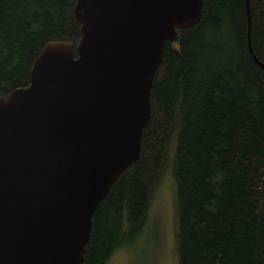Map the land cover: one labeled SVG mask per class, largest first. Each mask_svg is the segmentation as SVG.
<instances>
[{
  "label": "trees",
  "instance_id": "trees-1",
  "mask_svg": "<svg viewBox=\"0 0 264 264\" xmlns=\"http://www.w3.org/2000/svg\"><path fill=\"white\" fill-rule=\"evenodd\" d=\"M76 0H0V96L30 83L53 41L76 47ZM204 0L200 20L166 41L142 152L93 217L85 259L107 264L145 221L171 161L178 264H264V0Z\"/></svg>",
  "mask_w": 264,
  "mask_h": 264
},
{
  "label": "water",
  "instance_id": "water-1",
  "mask_svg": "<svg viewBox=\"0 0 264 264\" xmlns=\"http://www.w3.org/2000/svg\"><path fill=\"white\" fill-rule=\"evenodd\" d=\"M203 4L76 0L77 53L49 42L29 85L0 96V264L84 261L98 206L141 156L165 43Z\"/></svg>",
  "mask_w": 264,
  "mask_h": 264
},
{
  "label": "rangeland",
  "instance_id": "rangeland-1",
  "mask_svg": "<svg viewBox=\"0 0 264 264\" xmlns=\"http://www.w3.org/2000/svg\"><path fill=\"white\" fill-rule=\"evenodd\" d=\"M177 220L176 177L170 161L151 193L140 231L127 237L107 264H178Z\"/></svg>",
  "mask_w": 264,
  "mask_h": 264
}]
</instances>
